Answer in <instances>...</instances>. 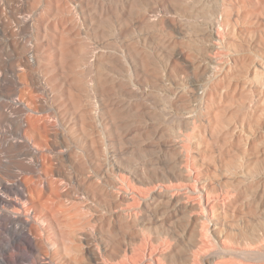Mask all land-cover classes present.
<instances>
[{
    "label": "bare ground",
    "instance_id": "bare-ground-1",
    "mask_svg": "<svg viewBox=\"0 0 264 264\" xmlns=\"http://www.w3.org/2000/svg\"><path fill=\"white\" fill-rule=\"evenodd\" d=\"M80 1L57 5L58 58L48 32L9 64L0 49V89L13 87L0 97V240L10 226L29 264H193L206 219L196 196L220 239L200 264L264 261V0L257 29L215 0H93L98 27L70 6ZM17 7L0 39L34 33ZM177 34L189 40L176 48ZM17 85L27 96L14 100ZM218 140L241 151L223 145L209 161Z\"/></svg>",
    "mask_w": 264,
    "mask_h": 264
},
{
    "label": "rangeland",
    "instance_id": "rangeland-1",
    "mask_svg": "<svg viewBox=\"0 0 264 264\" xmlns=\"http://www.w3.org/2000/svg\"><path fill=\"white\" fill-rule=\"evenodd\" d=\"M22 1V2H21ZM20 2H19V0H0V16L2 17V18H5L4 20L6 21V20H8L9 18H11L12 17V12H11V9L14 7V5L17 7L16 9H18L19 11V14L20 15H22L21 17H23V16H25L24 18H31V19H33V21H35V22H33V24H34V26H36V27H34L33 26V28L31 29V32H34V33H31L30 35H27V34H19L18 36H16V38L14 37V36H12L13 34L12 33H14L15 34V28H14V31L12 30V28H10L12 31V33L10 32V29L8 30H6L7 32H5V34L6 33H8V35L6 34V37L7 38H5L4 37V39H0V49L1 50H4L3 51V53H4V55H3V58H2V61L4 62V63H11V61H12V59H13V57L15 56V54H16V51L17 50H20V48L22 47V42H25L26 41V39L28 38L27 36H31V38H29V39H31V41L33 42L35 39H34V37L37 35V32H38V35H39V37H41L40 39H42V36L45 34V32H48V33H50V34H52V35H56V37H55V40H54V47L56 46V48H54L53 47V49H50L51 51H48L52 56H54V57H56V58H58V56H59V52H58V49H59V46L57 47V43H56V40L57 39H59L60 37H59V29H58V26H59V21H60V16L58 15V14H55V13H57V11H58V4H59V2H62V1H59V2H56V1H52V0H21ZM49 1V2H48ZM58 1V0H57ZM86 2L85 3V5H84V3L83 2ZM88 1V2H87ZM92 1L93 0H83L82 1V3H81V1L78 3V4H71L70 6L71 7H73L76 11H78V7H79V9L80 8H82L84 11H86V9H87V11H88V9H90V12H91V17L93 18V20L94 21H96L93 25H95V26H98L97 24L100 22L99 20V11H100V8L99 7H97V6H99L98 4L96 5V3L93 1V3H92ZM215 1H218V3L219 4H222V6H223V9H226L227 7H230V8H227V9H229L230 11H231V15H232V17L235 19L236 17H237V15H240V16H242L244 19H249V21H253L254 20V22H253V27L254 28H258V26L260 25L259 23L260 22H258L257 20L255 21V19L257 18L256 17V13H253V11L251 10V8L253 7V6H255L254 4L256 3L255 1H257V0H236V3H238V4H235L234 2V0H215ZM258 1H260V0H258ZM257 1V2H258ZM48 2V3H47ZM233 2V3H232ZM16 3V4H15ZM49 3H51V4H49ZM89 3V4H88ZM35 4V5H34ZM45 4V5H44ZM50 6H49V5ZM56 4V5H55ZM208 4V3H207ZM233 6H232V5ZM39 5V6H38ZM58 5V6H57ZM89 7H88V6ZM229 5V6H228ZM253 5V6H252ZM31 6V7H30ZM44 6H47L49 9H48V11L50 10L51 12V14L50 13H47L48 11H44V9L46 10V8L47 7H44ZM93 6H94V8H93ZM205 6H208V5H206L205 4ZM224 6H225V8H224ZM227 6V7H226ZM21 7V8H20ZM86 7V9H84ZM88 7V8H87ZM91 7V8H90ZM9 8H11V9H9ZM33 8V9H32ZM37 8V9H36ZM93 8V9H92ZM98 8H99V10H98ZM56 9H57V11H56ZM196 9H197V11L195 10V8L193 9V11L192 12H194V14L197 12V14H201L200 12V10L202 9V8H200L199 9V7H196ZM198 9H199V11H198ZM226 9V10H227ZM232 9H235V11H233ZM249 9V10H248ZM2 10V11H1ZM29 10V11H28ZM40 10H42V11H40ZM238 10V11H237ZM4 11V12H3ZM22 11V12H21ZM233 11V12H232ZM239 12V13H237V12ZM1 12H2V14H1ZM190 12H191V10H190ZM227 12H228V10H227ZM245 12V13H244ZM24 13V14H23ZM229 13V12H228ZM94 14V15H93ZM193 14V15H194ZM243 14V15H242ZM28 15V16H27ZM196 15V14H195ZM27 16V17H26ZM30 16V17H29ZM45 16V17H44ZM9 17V18H8ZM220 17V16H219ZM6 18H8V19H6ZM59 19V20H58ZM41 20V21H40ZM55 20V21H54ZM53 21V22H52ZM57 21H58V23H57ZM93 21V22H94ZM6 22H8V21H6ZM49 22V23H48ZM98 22V23H97ZM258 22V25L256 24ZM35 23H36V25H35ZM101 23H102V21H101ZM49 24V25H48ZM56 24V25H55ZM103 24V23H102ZM102 24H100V25H102ZM256 24V25H255ZM38 25V26H37ZM49 26H51V28L49 27ZM57 26V27H56ZM99 27V26H98ZM38 28V29H37ZM92 28H95V27H92ZM91 28V29H92ZM57 29H58V31H57ZM241 29H243V28H241ZM255 30V29H254ZM56 32H58V33H56ZM17 33V32H16ZM48 33H46L45 35L47 36V34ZM9 34H12V35H9ZM0 35H1V30H0ZM42 35V36H41ZM58 35V36H57ZM179 34H177L176 35V39L174 38L173 40H175V41H173L172 43H174V42H176L175 43V47L177 48L178 46H180V44L179 45H177L176 46V44L177 43H182L183 42V40L185 41H188L189 39H187V38H182L180 35L178 36ZM8 36H10V38L8 39ZM26 36V37H25ZM196 35H190V36H188L189 38L191 37V39L190 40H192V41H197V38L195 37ZM14 37V38H13ZM196 38V39H194V38ZM0 38H2V35L0 36ZM22 38V39H21ZM8 39V40H7ZM12 41H11V40ZM29 39H27V40H29ZM33 39V40H32ZM39 39V38H38ZM181 39V40H180ZM183 39V40H182ZM57 41H59V40H57ZM20 42V43H19ZM7 43V44H6ZM15 43V44H14ZM39 43V44H38ZM5 44V45H4ZM37 47H36V52L38 51L39 53L38 54H41V52L44 54V52L46 51V49L43 47V45L41 46L40 44H43V42L41 41H37ZM13 45H15V46H13ZM174 45V44H173ZM20 46V47H19ZM39 46H41V48H38ZM7 47V48H6ZM45 50H44V49ZM55 49H56V51H55ZM41 51V52H40ZM2 52V51H1ZM52 52V53H51ZM11 53V54H10ZM56 53H57V55L58 56H55L56 55ZM7 54V55H6ZM261 54H262V52H261ZM8 56H10V57H8ZM13 56V57H12ZM28 59H29V61L31 60V61H33V56L32 55H30V56H28ZM9 60H11V61H9ZM237 71V70H236ZM241 72V69L240 70H238V72ZM237 72V73H238ZM240 74V73H239ZM261 85V84H260ZM258 86V88H257V90H260V87L263 89V85L262 86ZM2 86V90L0 89V97H1V95H4L3 93H6V95L7 94H10V92H12V89H13V87H11V86H8V85H1ZM240 86H241V84H240ZM11 87V88H10ZM239 87V86H238ZM9 88V89H8ZM16 88V89H15ZM23 88V86H20V85H17V86H15L14 87V89H15V92L17 91V93L15 94V97L13 98L14 100H17V98L19 99V97H21V96H23L24 97V95H25V93H26V95L25 96H27V92L26 91H22V90H24V89H22ZM230 89V88H229ZM229 89H224V90H222L221 91V95H220V92H219V95L222 97V99H224L225 100V97L227 98V96L226 95H228V98L231 96V95H233V92H231L230 91V93L228 92L229 91ZM231 90V89H230ZM1 91L3 92V93H1ZM22 91V92H21ZM224 91H225V93H224ZM24 92V93H23ZM200 92V91H199ZM21 93V94H20ZM23 93V94H22ZM232 93V94H231ZM224 94V95H223ZM21 95V96H20ZM224 96V97H223ZM217 97H218V95H217ZM222 99H221V103L219 104L221 107H223L224 108V106L223 105H225V102L223 101L222 102ZM223 103V105H221ZM202 106V107H201ZM201 108H203V105L201 104ZM226 106V105H225ZM201 108H199L198 109V115L200 116V113H201V111H202V109ZM201 110V111H200ZM218 142V143H217ZM190 142L189 141H185L183 144H184V147H187V148H185V152L186 153H188L189 155H190V153H191V148L192 147H190L191 145L189 144ZM209 144H210V149L213 151V153H214V158L212 157H209L210 159H208L209 161L210 160H213V162H217L218 161V154L220 153L219 151H220V147H223V145H226V147L228 148V150H234L236 153H239L241 150H239V149H241L240 147H237L238 145H235V144H233L232 145V143L231 142H228L227 144L225 143H223V142H221L220 140H218V141H210L209 142ZM222 144V145H221ZM187 145V146H186ZM190 145V146H189ZM216 145V146H215ZM235 145V146H234ZM209 146V145H208ZM232 146V147H231ZM216 147V148H215ZM234 147V148H233ZM237 147V148H236ZM239 148V149H238ZM189 151H190V153H189ZM233 151V152H234ZM232 152V151H231ZM234 152V153H235ZM185 153V154H186ZM187 154V156H189ZM263 154L264 153H259V157H260V159H262L263 160ZM262 156V157H261ZM223 159H225V158H223ZM248 159V158H247ZM253 159V158H252ZM258 159V158H257ZM256 159V160H257ZM259 159V160H260ZM222 160V159H221ZM255 160V159H254ZM243 161H245V159L243 160ZM246 161H248V160H246ZM193 201L195 202V203H197V204H201V207H202V211H203V213H200V214H204L205 215V217H206V219L204 220V221H202V223L200 224V226H201V239H200V241H201V244H200V246H199V248L197 249V250H195V252H194V254H193V264H200L201 263V259H202V257H204L207 253H212V252H214V250H216L217 249V245H218V243L220 244V239L218 240V239H215V241L217 242V244H216V242L214 241V238H213V236H212V234L210 233V220H211V210H210V205H208V204H205V202L201 199H199L198 197H196V196H193ZM210 203V202H209ZM0 223H1V221H0ZM6 230L8 231V232H14L15 233V231L10 227V226H7L6 227V229H5V232H3L4 233V235H3V238H2V241L0 240V242L2 243V245H3V247L2 248H0V264H16V259H17V257L19 256V255H21V254H24V264H29L30 263V258H31V253L29 252V251H26V252H22L21 250H19V249H17V248H12L11 247V243H10V237L7 235V233H6ZM20 234H23L24 236H28L27 235V232H26V230H22L21 232H20ZM170 243V242H169ZM169 243H163V246L161 245V247H165V248H163V249H166V247L168 248V246H170V244H172V241H171V243L169 244ZM165 244V245H164ZM169 244V245H168ZM10 246V247H9ZM230 258V259H228V258ZM226 256V257H223V259L221 258V260L219 261L218 260V263L220 262V264L222 263L223 264V262L222 261H224V263L225 264H246L247 262V264H264V261H258L257 263L256 262H254V261H252V260H246V259H242V258H240V257H234V256ZM233 257V258H232ZM26 258V259H25ZM137 260H136V262H138V263H140V262H143L144 261V257H143V253H142V251L141 250H139L138 251V253H137V258H136ZM233 259H234V261H233ZM14 260V261H13ZM238 260V261H237ZM241 262H240V261ZM22 261V262H23ZM225 261H227V262H225ZM236 261H237V263H236ZM228 262H231V263H228ZM240 262V263H239ZM242 262H244V263H242ZM144 264H148V262L147 263H144Z\"/></svg>",
    "mask_w": 264,
    "mask_h": 264
}]
</instances>
